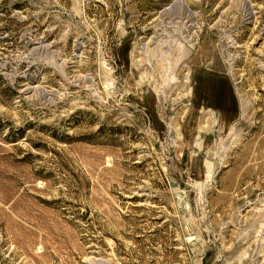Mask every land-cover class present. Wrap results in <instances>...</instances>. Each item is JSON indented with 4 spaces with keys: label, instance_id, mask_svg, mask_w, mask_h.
<instances>
[{
    "label": "rangeland",
    "instance_id": "rangeland-1",
    "mask_svg": "<svg viewBox=\"0 0 264 264\" xmlns=\"http://www.w3.org/2000/svg\"><path fill=\"white\" fill-rule=\"evenodd\" d=\"M0 264H264V0H0Z\"/></svg>",
    "mask_w": 264,
    "mask_h": 264
}]
</instances>
